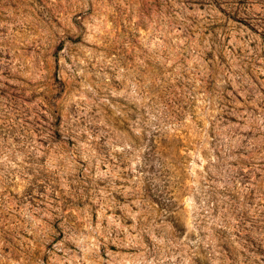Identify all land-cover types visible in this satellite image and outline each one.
<instances>
[{"label":"clouds","instance_id":"obj_1","mask_svg":"<svg viewBox=\"0 0 264 264\" xmlns=\"http://www.w3.org/2000/svg\"><path fill=\"white\" fill-rule=\"evenodd\" d=\"M0 264H264V0H0Z\"/></svg>","mask_w":264,"mask_h":264}]
</instances>
